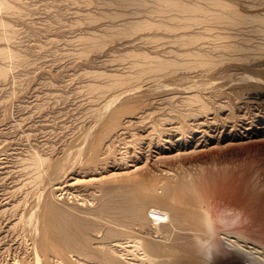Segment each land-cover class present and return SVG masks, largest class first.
I'll return each instance as SVG.
<instances>
[{
    "label": "rangeland",
    "instance_id": "374dc122",
    "mask_svg": "<svg viewBox=\"0 0 264 264\" xmlns=\"http://www.w3.org/2000/svg\"><path fill=\"white\" fill-rule=\"evenodd\" d=\"M5 1L0 5V68L5 69L0 72V264H105L100 256L111 252L115 242H109L125 234L108 233L112 224L105 222L112 214L98 207L121 210L130 195L144 193L148 184L137 176L146 174L162 177L165 185L191 186L195 193L182 189L199 200L204 195L202 205L211 207L222 232L264 245V49L255 46L264 42V23L237 25L205 19L206 11L160 10L157 0ZM179 1L216 12L226 9L217 3L223 1L264 17V0ZM133 23L142 24L119 33ZM176 37L183 43L197 38L182 44ZM235 41L255 47L225 50L224 43ZM187 48L209 50L213 64L179 66L104 92L119 76L136 72L133 62L146 53L151 60L200 58ZM192 93L203 96L210 109L203 112L200 100L184 102ZM180 110L194 114L185 119ZM113 118L100 164L86 168L97 133ZM36 151L47 161L39 168L32 163ZM162 184L157 190L164 193ZM49 198L70 207L72 213L63 216L98 223L92 250L83 251L78 243L64 254L51 250L48 235H42ZM120 216L121 224L129 219ZM147 223L129 226L152 235L155 228Z\"/></svg>",
    "mask_w": 264,
    "mask_h": 264
},
{
    "label": "bare ground",
    "instance_id": "6f19581e",
    "mask_svg": "<svg viewBox=\"0 0 264 264\" xmlns=\"http://www.w3.org/2000/svg\"><path fill=\"white\" fill-rule=\"evenodd\" d=\"M157 1L160 5V7H159L160 10L172 9L174 7H177L181 10H184V11H187L190 13H195V12L199 13V11H202V12L206 11L207 13H205L204 18L208 19V20H215V21H219V22H223V20H225L229 23L237 24V25H242L243 23L252 22V21H260L261 23H264V17L258 15V13H255L253 15H248V14L242 13L240 10L236 9L231 4L225 3L223 1H217V3L223 7H226V9L223 11H217V12L211 11L208 8H206L205 6L200 7L199 5H190V4L181 2L179 0H157ZM133 2H134L133 0L127 1V3H133ZM6 3L7 2L5 0H0L1 6H5ZM196 16H197V18L195 20H199L198 15H196ZM141 24L142 23L130 24L128 26V28L120 30L119 33L129 34L130 30H135ZM196 38L197 37H193V38L189 37L188 41L183 43L181 41V37H176L175 41H177L178 43L181 42L182 44H185V43H188L190 40L191 41L195 40ZM247 39L250 40L251 38L247 37ZM223 45L225 47V50H227L229 52L234 51V50L245 49L246 47L251 48V47H255V46H256V48L264 49V42H258V43H256L255 46L253 43L247 44V43H243L240 41L226 42ZM218 46H220V45H218ZM186 51L188 54H191V53L197 54V55H199L200 58L196 59L195 61H191V60L182 61L179 57L171 58V57L157 56L159 58H157L156 60H151L150 55L146 53L140 59L135 60L133 62L134 65H137V67H138V70L136 72H134L133 74H129V75L127 74L124 76H119L118 78H116L115 80H113L111 83H109L107 86L104 87V92H107L113 88L120 87L123 84L127 85V83H130V82L132 83V82L140 81V79L144 78L145 76H147L149 74L150 75L151 74H160L163 71H167L170 69L173 70L175 68L177 69V67H179V66L181 67V66L186 65L187 67H190V66L195 67V65L201 64V65H205V66L210 67L213 64V60L210 59V57L208 56V54L211 55V53L207 49L198 48V49L194 50L192 48L191 49L187 48ZM170 53H172V52H170ZM182 53L183 52H181L180 49L176 50V54H178V56L181 55ZM0 72L4 73L5 69L0 68ZM136 91H138V90H136ZM126 92H127V90H126ZM134 97H135V95H134ZM172 97H174V96H172ZM197 100H200L199 102L203 103L202 104V111L203 112H206L208 109H210L209 108L210 106L208 105L206 99L203 96L200 97L196 93H192L191 95H189L185 99H183V101L187 102L188 104H190V103L192 104V102H194V101L196 102ZM117 101H118V99H117ZM179 105L180 104H178V106ZM172 108H174L175 110L178 111L179 107L177 108V105H174V107H172ZM192 110H194V109H192ZM200 111H201V109H200ZM189 112L186 113L185 111L180 110L177 113L179 114L180 117H183L186 119V117L188 118L191 114H194V112H190V113ZM116 113H117V111L115 113H113V117L117 116ZM185 119H182V121ZM116 121H117V119L113 118L111 120L105 121L103 123V125L101 126L100 131L97 133V140L92 143L93 144L92 145V151H91L92 154L90 155L89 163L88 164L86 163L87 164L86 168L96 167L100 164L102 157H103V154H104L103 146H102L103 139L106 136V134L109 132V128L111 126H113L116 123ZM154 130H160V129H159V127L155 126ZM98 141H100V144H98ZM83 150H84V147H83ZM81 151H82V148H81ZM32 157H33V159H32L33 166L35 165L36 168H39L42 165V163L45 162V159H46L41 154H39L37 151ZM81 158H82V156H81ZM30 165L31 164H29V167H30ZM24 168H25V166H24ZM27 168L28 167L26 166V169ZM37 170H39V169H37ZM32 172H30V175H32L31 174ZM39 173H40V175H37V176L39 178H41V176H42L41 173H43V172L39 171ZM48 176H50V175H48ZM137 178H138V180H140L141 183L144 182V183L148 184L149 188H148V185L146 187V185L144 184L145 185L144 189L146 187V190H144L142 187V189L144 190L143 191L144 193H142V191H140L141 189H139L138 193H134L133 195H130V197L128 199H126V204L123 207L122 206L120 207L121 210L123 209L122 211L118 208H117V210H115L116 208L115 209L113 208L112 211L115 210L114 212H108V209H110V208H108V205H105V204L103 205V203H102L103 207L101 206L102 208L98 207V209L101 213L107 214L109 216L112 214L111 218L114 220V222H112L110 220L111 218L107 216V218H109V219L105 222V224L111 223L112 226H110V227L108 226V228L110 229L108 231V230H106L107 229V225H106V229H105L106 232L108 231V233H109L111 231V233H110L111 235H117V236L120 233L125 234L124 236L122 235V237L120 236L119 238L115 237L113 240H116V241L109 242V243L115 242L113 245L110 244V245H112V249H110L111 252H105L104 251V253L101 256L99 255L100 257L104 258L103 260L106 262L105 264H107L108 262H110V264H217L219 262H222L223 260H229V259L231 260V259H237V258L241 259L245 264H264V245H261V244L256 243V242L250 243V242L246 241L245 239L241 238L240 237L241 235L240 236L239 235L233 236L229 232H226V229L224 230L225 232H222V228L220 229L219 226L217 225V223L214 221L213 213L211 211V207H205L202 205L204 199H202V202H201V196H202V198H204L203 197L204 195H201L202 194L201 192H200L201 194L199 193V195H201L200 200H199V197H197L196 195H193V194L190 195L191 194L190 192L192 191L190 189H193V188H190L191 186H188V185L184 186L182 184L183 185L182 188L186 187V189L188 191L190 190V192L188 194L187 192H184L185 189H182L181 187L175 186L177 184H175V185H173L171 183H167V185L162 184V183H164V179L162 177L161 178L157 177L153 174L142 175V177L140 175V176H137ZM31 179H32V177H31ZM58 179H59V177H58ZM29 180H30V178H29ZM56 180H57V178H56ZM212 180H211V182L214 181V180L213 181ZM36 181H38L37 178H36ZM192 181L193 180H191L189 182L191 183ZM226 181H229V180L226 179ZM232 181H230V182H232ZM165 182H166V180H165ZM194 182H192V184ZM224 182H225V180H224ZM215 183H216V181H215ZM35 184H36V182H35ZM37 184H38V182H37ZM161 184H162V187H163V185L166 187V189H164V191H165L164 193H162L163 188H162L161 192L159 190L160 193L157 190L160 188ZM184 184H185V182H184ZM217 184L218 183H216L215 186H217ZM23 185H25L24 182H23ZM42 185H44V184H42ZM157 186H158V188H157ZM195 186H196V184H195ZM206 186H207V184H206ZM44 187H45V185H44ZM196 187H198V186H196ZM212 187H211V189H213ZM229 188H231V187L229 186ZM195 189H197V188H195ZM208 189H210V188H208ZM41 190H42V188H41ZM61 190H62V188H61ZM198 190H199V187H198ZM204 190H206V189H204ZM21 191H23V190L21 189ZM63 191H65V190H63ZM65 192H62V193H65ZM192 193H195V192L192 191ZM29 194H31V193H29ZM34 194H35V192H34ZM196 194H198V193H196ZM203 194H205V192ZM207 196L210 198L208 192H207ZM27 199H29L28 196H27ZM49 199H47V201L43 205V210L45 212L44 228H43V232L42 231H40V232H42V235L44 237H45V235H48L46 237V241H48V243L51 247V250H53V252H55V253L61 252L62 254H64L67 246L70 247L72 244L76 245L77 243L81 245V250H83V251L84 250H86V251L92 250L91 243H92V240L94 237V235H93L94 231L93 230L96 229V226L98 225V223H96V221H92V220L88 221L87 218L84 216L82 217L83 219H81L80 221L77 218H76L77 220L74 219L75 217L73 218L71 215H69L70 217H67V216L65 217V216H63L62 213L71 211L70 207H68V206L64 207V206L60 205V203H57L55 201V199H53V198H49ZM25 200H26V196H25L24 201ZM37 200H38V198L36 199V201ZM39 200L41 201L42 199H39ZM199 201H200V203H199ZM39 204L40 203H38V206L41 205V204L40 205ZM33 205L31 208L36 206V205L35 206H33ZM152 207H154L153 211L151 210ZM34 209H36V208H34ZM34 209L32 210L33 218H34V212L37 210V209L36 210H34ZM38 210H39V208H38ZM28 212H29V210H28ZM115 212H119V214H116ZM122 212H126L125 215H121L122 217L124 216V218H126V217L129 218V219H127V221H125V222L123 221V224H121L122 221L121 222L119 221L121 219H117V218H119L118 216H120V213H122ZM24 213L25 212H23V214ZM38 213H39V211H38ZM71 213H72V211L70 212V214ZM23 214L21 213V215H23ZM30 214L28 213L27 216L28 215L30 216ZM66 215H68V213ZM121 216H120V218H122ZM23 218H26V217H23ZM25 220H27V218ZM70 221H72L71 224H70ZM131 221H132L131 224H133L134 222H142V223L149 222L147 224H149V226H150V224H153L152 226L155 228V230H154L155 232H153V233L151 232L152 235H150V234L145 235V234H141L140 232H136V231H134L133 227L129 226ZM80 223H81V228H79ZM139 224H141V223H139ZM35 228H36V226H35ZM223 229H224V227H223ZM227 229H229V228H227ZM232 232L234 234L235 231H232ZM103 233H105V232H103ZM237 234H241V233H237ZM105 235H103V236H105ZM97 237L98 236H96L94 238H97ZM106 237H107V235H106ZM103 238H105V237H103ZM108 238H110L109 234H108ZM244 238H245V236H244ZM98 239H97V242H98ZM100 240H104V239H100ZM106 241H108V240H106ZM125 242L130 243V244H126ZM123 243H125L126 245ZM104 245H103V247H104ZM128 246H130V247H128ZM74 248H76V247H74ZM101 250H102V248H101ZM95 251H97V250H95ZM93 253H95V252H93ZM98 253L100 254L101 252H98ZM90 254L91 253H88L87 256H89ZM95 256H97L96 253L94 254V257ZM82 257L83 256H81V258ZM60 260H61V258H60ZM91 260H93V259H91ZM94 261L95 260H93V262ZM138 261H140V262H138Z\"/></svg>",
    "mask_w": 264,
    "mask_h": 264
},
{
    "label": "water",
    "instance_id": "95a60500",
    "mask_svg": "<svg viewBox=\"0 0 264 264\" xmlns=\"http://www.w3.org/2000/svg\"><path fill=\"white\" fill-rule=\"evenodd\" d=\"M217 264H245L241 259H229V260H223L222 262H219Z\"/></svg>",
    "mask_w": 264,
    "mask_h": 264
}]
</instances>
